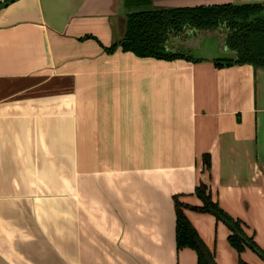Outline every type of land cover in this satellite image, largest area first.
<instances>
[{
  "label": "crops",
  "instance_id": "1",
  "mask_svg": "<svg viewBox=\"0 0 264 264\" xmlns=\"http://www.w3.org/2000/svg\"><path fill=\"white\" fill-rule=\"evenodd\" d=\"M4 1L0 264H195L175 250L173 197L199 205V181L264 251V68L108 52L122 0ZM184 214L216 264H264Z\"/></svg>",
  "mask_w": 264,
  "mask_h": 264
},
{
  "label": "trees",
  "instance_id": "2",
  "mask_svg": "<svg viewBox=\"0 0 264 264\" xmlns=\"http://www.w3.org/2000/svg\"><path fill=\"white\" fill-rule=\"evenodd\" d=\"M12 0L4 1L10 2ZM161 0H122L125 12L124 32L121 39L106 48L110 52L118 47L140 58L173 59L188 57L166 51L163 41L166 35H178L187 29H213L222 25L227 30L226 45L236 52L234 61H212L216 66L247 64L264 68V1L253 4L230 3L162 7L155 5ZM203 169L209 166L208 158L202 155ZM194 195L200 204L191 206L173 197L174 246L175 250L188 248L195 254V264H216L212 252L205 246L184 214L185 209L207 213L222 222L229 233L227 242L238 254L244 248L254 252L264 261V251L258 248L251 236L243 231V223L228 215L211 198L208 186L199 181ZM237 264H248L238 258Z\"/></svg>",
  "mask_w": 264,
  "mask_h": 264
},
{
  "label": "water",
  "instance_id": "3",
  "mask_svg": "<svg viewBox=\"0 0 264 264\" xmlns=\"http://www.w3.org/2000/svg\"><path fill=\"white\" fill-rule=\"evenodd\" d=\"M187 34L186 38L181 35ZM228 31L217 25L213 29H187L178 35L167 34L163 41L166 51L193 60L234 61L236 52L226 45Z\"/></svg>",
  "mask_w": 264,
  "mask_h": 264
},
{
  "label": "flooded vegetation",
  "instance_id": "4",
  "mask_svg": "<svg viewBox=\"0 0 264 264\" xmlns=\"http://www.w3.org/2000/svg\"><path fill=\"white\" fill-rule=\"evenodd\" d=\"M187 36H188L187 34L181 35L182 38H186Z\"/></svg>",
  "mask_w": 264,
  "mask_h": 264
},
{
  "label": "rangeland",
  "instance_id": "5",
  "mask_svg": "<svg viewBox=\"0 0 264 264\" xmlns=\"http://www.w3.org/2000/svg\"><path fill=\"white\" fill-rule=\"evenodd\" d=\"M182 203H184V202H182Z\"/></svg>",
  "mask_w": 264,
  "mask_h": 264
}]
</instances>
